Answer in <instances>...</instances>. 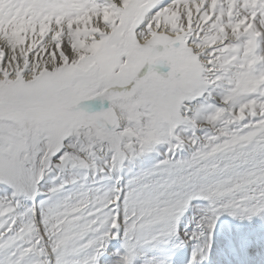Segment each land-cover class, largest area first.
Listing matches in <instances>:
<instances>
[{
  "label": "snow or ice",
  "instance_id": "6c2138e0",
  "mask_svg": "<svg viewBox=\"0 0 264 264\" xmlns=\"http://www.w3.org/2000/svg\"><path fill=\"white\" fill-rule=\"evenodd\" d=\"M0 264H264V0H0Z\"/></svg>",
  "mask_w": 264,
  "mask_h": 264
}]
</instances>
